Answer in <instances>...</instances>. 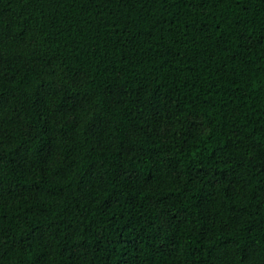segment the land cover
<instances>
[{"label":"trees","instance_id":"obj_1","mask_svg":"<svg viewBox=\"0 0 264 264\" xmlns=\"http://www.w3.org/2000/svg\"><path fill=\"white\" fill-rule=\"evenodd\" d=\"M0 264H264V0H0Z\"/></svg>","mask_w":264,"mask_h":264}]
</instances>
